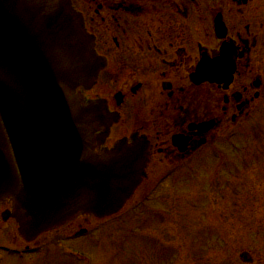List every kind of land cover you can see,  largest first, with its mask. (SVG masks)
<instances>
[{
    "label": "water",
    "instance_id": "95a60500",
    "mask_svg": "<svg viewBox=\"0 0 264 264\" xmlns=\"http://www.w3.org/2000/svg\"><path fill=\"white\" fill-rule=\"evenodd\" d=\"M224 58L201 72L217 77ZM103 67L70 0H0V202H13L4 218L27 242L119 213L146 177L147 143L104 150L114 117L78 94Z\"/></svg>",
    "mask_w": 264,
    "mask_h": 264
},
{
    "label": "flooded vegetation",
    "instance_id": "af4514ba",
    "mask_svg": "<svg viewBox=\"0 0 264 264\" xmlns=\"http://www.w3.org/2000/svg\"><path fill=\"white\" fill-rule=\"evenodd\" d=\"M72 1L95 38L98 54L107 59L95 86L81 90L85 105L106 101L109 111L119 114L103 148L143 135L151 148L148 171L156 157L179 163L206 144L210 136L198 132L200 124L215 121L221 131L229 115L232 121L249 115L262 98L259 50H264V33L256 21L264 0ZM218 14L227 28L222 41L214 32ZM246 14L247 22L241 23ZM260 26L264 29V23ZM223 44L235 53L232 85H196L191 77L198 65L203 58L218 56ZM256 81L262 83L259 93ZM176 137L183 139L184 149L174 144Z\"/></svg>",
    "mask_w": 264,
    "mask_h": 264
},
{
    "label": "rangeland",
    "instance_id": "374dc122",
    "mask_svg": "<svg viewBox=\"0 0 264 264\" xmlns=\"http://www.w3.org/2000/svg\"><path fill=\"white\" fill-rule=\"evenodd\" d=\"M259 54L262 67L263 48ZM262 92L250 116L232 125L229 115V133H212L200 154L179 163L156 157L148 180L115 218L82 217L32 244L16 223L0 221V248L32 249L23 257L4 254L3 264H264ZM81 229L87 234L75 236Z\"/></svg>",
    "mask_w": 264,
    "mask_h": 264
}]
</instances>
